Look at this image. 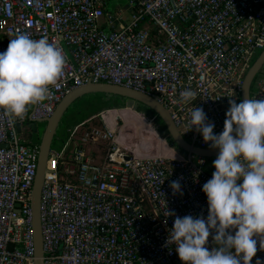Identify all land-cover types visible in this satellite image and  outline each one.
Returning a JSON list of instances; mask_svg holds the SVG:
<instances>
[{
	"label": "built area",
	"instance_id": "obj_1",
	"mask_svg": "<svg viewBox=\"0 0 264 264\" xmlns=\"http://www.w3.org/2000/svg\"><path fill=\"white\" fill-rule=\"evenodd\" d=\"M106 2L0 0V51L23 33L46 37L65 57L44 100L21 117L0 109V144H6L0 147V264H34L38 147L19 136L27 121L50 118L72 90L105 82L148 94L188 143L214 150L187 130L190 111L201 108L220 132L228 100L244 99L245 73L264 49L262 0H126L127 15L107 13ZM184 89L195 99L181 102ZM248 98H264V68ZM110 110L68 129L64 144L48 152L39 193L42 264H184L167 231L175 216H206L201 185L212 163L192 154L129 152L118 144L116 129L90 124L105 122ZM86 142L105 143L99 161L81 147ZM172 180H179L182 194L172 192ZM213 246L210 232L205 247ZM257 248L252 264L257 257L264 264V250Z\"/></svg>",
	"mask_w": 264,
	"mask_h": 264
},
{
	"label": "clouds",
	"instance_id": "obj_2",
	"mask_svg": "<svg viewBox=\"0 0 264 264\" xmlns=\"http://www.w3.org/2000/svg\"><path fill=\"white\" fill-rule=\"evenodd\" d=\"M64 64L62 52L46 37L17 33L0 51V109L10 118L23 116L28 105L46 98ZM179 97L187 103L196 93L184 89ZM213 127L201 108L191 109L187 130L216 149L214 170L201 185L207 214L175 216L167 242L184 264H252L257 244L264 250V98L229 99L222 130L214 133ZM169 187L182 194L179 180ZM210 232L215 246L209 250ZM255 264H261L259 257Z\"/></svg>",
	"mask_w": 264,
	"mask_h": 264
},
{
	"label": "water",
	"instance_id": "obj_3",
	"mask_svg": "<svg viewBox=\"0 0 264 264\" xmlns=\"http://www.w3.org/2000/svg\"><path fill=\"white\" fill-rule=\"evenodd\" d=\"M264 4V0H262ZM264 64V49L261 51L259 56L254 60L251 66L245 73L244 76V85H243V97H248L249 88L251 86L252 81L254 80V76L256 73L262 68ZM87 92H106L117 94L125 97V108L131 109L134 108L135 102H140L147 106V108H151L155 114L161 119L165 128L167 130L168 135L170 136L172 142L178 146L179 149L184 150L186 154H192L195 156H203V157H213L216 156V149L207 150L202 149L197 146H193L188 143L180 134L177 129L171 122L167 111L151 96L148 94H143L131 89H127L124 87H120L117 85L107 84L105 82L100 83H90L84 85L82 87L76 88L72 90L69 94H67L56 106L53 114L50 118H47L40 122H46L45 127L42 132L40 144L38 147L37 153V168L36 175L34 178V183L32 185V198H31V207H32V224H33V237H34V264H42V246H41V234H40V224H39V193L41 188V183L43 174L45 171L46 160L48 156V152L50 150V146L53 140V137L56 133V128L60 118L63 113L66 111L68 105L77 97L81 96ZM17 130L19 129V125H16ZM178 133L179 135H176ZM176 135V136H175ZM6 144H0V147H5ZM12 245H9L11 248Z\"/></svg>",
	"mask_w": 264,
	"mask_h": 264
},
{
	"label": "rangeland",
	"instance_id": "obj_4",
	"mask_svg": "<svg viewBox=\"0 0 264 264\" xmlns=\"http://www.w3.org/2000/svg\"><path fill=\"white\" fill-rule=\"evenodd\" d=\"M118 9L120 10V13L122 15L128 14L126 0H107L106 2L107 13L113 14V12ZM255 59L256 58H254V60ZM79 97L75 98L68 105L66 109V112L70 116L69 117L70 119L81 116L87 117L90 116L91 114L93 115L96 112V110L99 109L98 105H88L83 99H78ZM104 115H106L105 116L106 122L104 121L101 122L97 118H95L94 121H91L92 125L103 127L104 125L108 126L107 125L108 123L111 126H113V128L116 129L117 132L122 130L126 133H129V137L132 142H134L137 138L140 137V135H142L143 138H146L148 141L152 142V146L156 150L164 149L165 151L166 150L169 151L170 149L173 148V146L167 144L163 140V137L159 135V133L156 131V126L153 121V118H147L146 116H144V114L137 112L134 108L128 109L123 107L119 109H111L109 112L105 113ZM93 116H95V114ZM29 134H30V130H26L24 126L19 133V136L24 143L28 139ZM72 148L73 146L70 145L69 149ZM213 159L207 162L211 163Z\"/></svg>",
	"mask_w": 264,
	"mask_h": 264
},
{
	"label": "trees",
	"instance_id": "obj_5",
	"mask_svg": "<svg viewBox=\"0 0 264 264\" xmlns=\"http://www.w3.org/2000/svg\"><path fill=\"white\" fill-rule=\"evenodd\" d=\"M259 54V53H258ZM257 57V56H256ZM264 68V64L262 68L256 73L254 76V80L252 81L251 85L254 84L255 78L259 75L260 71ZM78 99H83L88 105H98L99 109L96 110L94 114H97L103 110L106 109H119L123 108L125 106V97L117 95V94H112V93H106V92H87L82 94ZM76 99V100H78ZM75 100V101H76ZM134 109L137 112H140L144 114L147 118H153V121L156 126V130L158 133L165 137L166 141L169 144H172L175 146L172 141L170 136L167 134V130L165 128V125L161 121V119L155 114V112L151 108H147L146 105L140 103V102H135L134 103ZM93 114V115H94ZM92 114L90 116H93ZM90 116H81V117H74V118H69L70 116L68 113L65 111L60 118L57 128H56V133L53 137L52 143H51V148H59L61 144L65 142L66 135L68 132V129L73 127L74 125L78 124L79 122L85 120L86 118ZM94 121V119L92 120ZM37 122H30L27 121L25 126L26 130H30V134L28 136V139L26 140V144L29 147L37 146L39 147L41 136L43 129L45 127V122H41L39 126L36 125ZM36 125V126H35ZM35 126V127H34ZM181 153L186 154L184 150L178 149ZM206 161H210L213 159L212 157H205Z\"/></svg>",
	"mask_w": 264,
	"mask_h": 264
},
{
	"label": "crops",
	"instance_id": "obj_6",
	"mask_svg": "<svg viewBox=\"0 0 264 264\" xmlns=\"http://www.w3.org/2000/svg\"><path fill=\"white\" fill-rule=\"evenodd\" d=\"M91 117V116H90ZM89 117V118H90ZM87 119V118H86ZM95 119V118H93ZM92 119V120H93ZM98 119V118H97ZM99 121H101L100 119H98ZM105 120V118H104ZM84 121V120H83ZM40 122V121H38ZM82 122V121H81ZM106 122V121H105ZM80 123V122H79ZM78 123V124H79ZM92 124V123H90ZM77 125V124H76ZM108 127L113 128V126H111L110 124H108ZM75 126V125H74ZM73 126V127H74ZM72 128V127H71ZM70 129V128H69ZM157 131V130H156ZM158 132V131H157ZM168 134V133H167ZM68 135V132H67ZM66 135V138H67ZM160 135V134H159ZM163 137V136H162ZM163 140L169 144L165 137H163ZM66 141V139H65ZM136 141V142H135ZM134 142L131 141L130 137H129V133H126L124 131H118V144L121 147H124V149L128 150L131 153H134L136 155L139 156H144V155H154V154H160V155H164L167 157H178L181 156L184 153H181L178 149V146H176L173 142V144L175 146H173L172 144H169L170 146H173L172 149H170L169 151H165L164 149L162 150H156L154 149V147L152 146V142L148 141L146 138H143L142 135H140L139 138H137ZM172 141V140H171ZM64 144V143H63ZM61 144V146L63 145ZM70 144H75V142H72ZM81 147L84 148V150L95 160V161H99L102 156L104 155V149L105 148V143L104 142H86V143H80ZM131 144V145H130ZM28 146V145H27ZM60 146V147H61ZM59 147V148H60ZM50 149H57V148H51ZM181 150V149H180ZM213 158V157H212Z\"/></svg>",
	"mask_w": 264,
	"mask_h": 264
},
{
	"label": "flooded vegetation",
	"instance_id": "obj_7",
	"mask_svg": "<svg viewBox=\"0 0 264 264\" xmlns=\"http://www.w3.org/2000/svg\"><path fill=\"white\" fill-rule=\"evenodd\" d=\"M40 123H41V122H37L36 125L39 126ZM45 123H46V122H45ZM36 125H35V126H36ZM35 126H34V127H35Z\"/></svg>",
	"mask_w": 264,
	"mask_h": 264
}]
</instances>
